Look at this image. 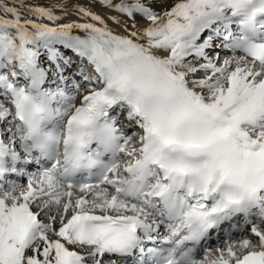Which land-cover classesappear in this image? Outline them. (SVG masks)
<instances>
[{"label": "snow or ice", "instance_id": "snow-or-ice-1", "mask_svg": "<svg viewBox=\"0 0 264 264\" xmlns=\"http://www.w3.org/2000/svg\"><path fill=\"white\" fill-rule=\"evenodd\" d=\"M129 260L264 264V0H0V264Z\"/></svg>", "mask_w": 264, "mask_h": 264}, {"label": "bare ground", "instance_id": "bare-ground-1", "mask_svg": "<svg viewBox=\"0 0 264 264\" xmlns=\"http://www.w3.org/2000/svg\"><path fill=\"white\" fill-rule=\"evenodd\" d=\"M80 3L87 4V3H88V0H80ZM92 10H93L94 12L99 13V14L102 15V16H107V15H108L107 12H106V10H105V8L101 7L100 4H98V3H94V4L92 5ZM70 18H71V19H75L74 16H73V17H70ZM138 19H139V18H138ZM109 23H110V25H111V22H109ZM143 23H144V21H140L141 26L143 25ZM111 26H112L113 28H115L114 25H111ZM116 30L118 31L119 29H116ZM221 236H223V234H222ZM218 241H219V240L216 239V240H212L210 243H216V244H217ZM219 242H220V241H219ZM127 264H131V260L127 261Z\"/></svg>", "mask_w": 264, "mask_h": 264}, {"label": "rangeland", "instance_id": "rangeland-1", "mask_svg": "<svg viewBox=\"0 0 264 264\" xmlns=\"http://www.w3.org/2000/svg\"><path fill=\"white\" fill-rule=\"evenodd\" d=\"M41 2H43V0H41ZM105 10H106V12H107L108 15H115V13H110L108 9L105 8ZM67 54L68 55H71V53H67Z\"/></svg>", "mask_w": 264, "mask_h": 264}]
</instances>
